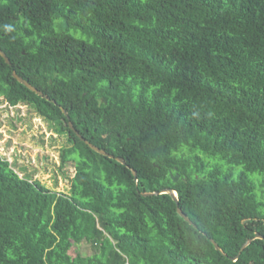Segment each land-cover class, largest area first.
Returning <instances> with one entry per match:
<instances>
[{
  "label": "trees",
  "instance_id": "obj_1",
  "mask_svg": "<svg viewBox=\"0 0 264 264\" xmlns=\"http://www.w3.org/2000/svg\"><path fill=\"white\" fill-rule=\"evenodd\" d=\"M0 48V96L76 169L60 192L0 154V264H264L239 253L264 236V0H0Z\"/></svg>",
  "mask_w": 264,
  "mask_h": 264
},
{
  "label": "rangeland",
  "instance_id": "obj_2",
  "mask_svg": "<svg viewBox=\"0 0 264 264\" xmlns=\"http://www.w3.org/2000/svg\"><path fill=\"white\" fill-rule=\"evenodd\" d=\"M31 106H11L0 96V154L7 158L21 176L39 179L49 188L68 193L75 175V163L62 164L61 151L67 136ZM89 245L75 244L72 255L93 253Z\"/></svg>",
  "mask_w": 264,
  "mask_h": 264
},
{
  "label": "water",
  "instance_id": "obj_3",
  "mask_svg": "<svg viewBox=\"0 0 264 264\" xmlns=\"http://www.w3.org/2000/svg\"><path fill=\"white\" fill-rule=\"evenodd\" d=\"M0 54L5 58L6 62L8 64H11V60L10 58L7 56V54L0 48ZM13 76L15 78L18 79V81H20L21 83H23L24 85H26L28 88H30L31 90L35 91L36 93H38L39 95L50 99V97L48 95H46L42 90L38 89L36 86H34L33 84H31L29 81H27L26 79H24L22 76H20L16 71H13ZM64 113L66 114L67 117H69L68 111L63 107L62 108ZM70 127L75 130V127L73 125V123L70 121L69 122ZM78 136L85 141L92 149H94L95 151L108 156L110 158H116L119 162L126 164V160L121 157V156H115L112 153H109L108 151H106L103 148H100L99 146L95 145L94 143L90 142L89 140L85 139L78 131H77ZM133 174H134V178L136 180V182L138 181V173L135 169L132 168ZM180 178L179 174H176L175 176H173L174 181H178ZM160 193H168L170 194L173 199L175 200V202L177 203V205H179V197H178V192L173 189V188H164L161 191H154V192H143V195L147 196V195H154V194H160ZM178 213L186 220L188 221L190 224L194 225L195 227L197 226L191 219L190 217L182 210L181 207L178 206L177 208ZM264 239V236L261 233H256V235L254 237L248 238L246 240V242L243 244L241 250L239 253H241L254 239ZM211 242L214 244V246L216 247L217 250L221 251L222 254L227 255L226 252L221 248V246L213 239L210 238ZM233 260L238 259V255L235 257H231Z\"/></svg>",
  "mask_w": 264,
  "mask_h": 264
}]
</instances>
